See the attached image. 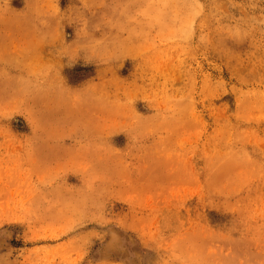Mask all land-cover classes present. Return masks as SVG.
Here are the masks:
<instances>
[{
    "label": "rangeland",
    "instance_id": "obj_1",
    "mask_svg": "<svg viewBox=\"0 0 264 264\" xmlns=\"http://www.w3.org/2000/svg\"><path fill=\"white\" fill-rule=\"evenodd\" d=\"M0 264H264V0H0Z\"/></svg>",
    "mask_w": 264,
    "mask_h": 264
}]
</instances>
